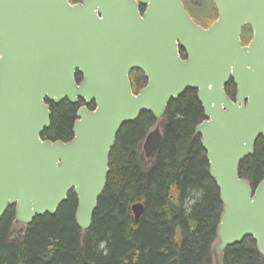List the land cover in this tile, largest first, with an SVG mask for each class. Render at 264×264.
<instances>
[{"label":"water","instance_id":"obj_1","mask_svg":"<svg viewBox=\"0 0 264 264\" xmlns=\"http://www.w3.org/2000/svg\"><path fill=\"white\" fill-rule=\"evenodd\" d=\"M212 3L218 15L204 28L181 0H0V219L14 208L13 222L26 230L72 193L84 237L120 128L142 112L152 115L139 146L153 164L167 106L190 89L204 116L194 137L221 202L210 264H224L226 250L246 237L264 261V169L254 188L239 175L264 139V0ZM244 26L252 32L247 44ZM134 69L147 80L137 93L129 78ZM64 100L84 103L71 140L42 139L50 127L47 102ZM143 210L132 205L136 220Z\"/></svg>","mask_w":264,"mask_h":264},{"label":"trees","instance_id":"obj_2","mask_svg":"<svg viewBox=\"0 0 264 264\" xmlns=\"http://www.w3.org/2000/svg\"><path fill=\"white\" fill-rule=\"evenodd\" d=\"M201 4L205 9L212 6L211 0ZM250 34V27H244V42ZM130 76L134 92L146 84L141 71L134 69ZM76 80L81 76L76 75ZM233 87L232 82L226 86L229 96ZM80 105L67 100L51 104L50 127L41 138L72 137ZM203 119L195 90L171 100L161 146L150 166L144 163L139 145L155 122L152 115L142 112L137 120L124 124L110 152L106 187L83 241L74 221L77 201L72 193L54 215L36 217L20 237L10 234L14 208H8L0 219V264L209 263L221 202L200 137H194L195 126ZM263 169L264 139L258 138L254 154L240 163L239 175L254 188L263 178ZM135 203L144 205L138 221L131 210ZM224 264L263 263L254 241L246 237L226 250Z\"/></svg>","mask_w":264,"mask_h":264},{"label":"flooded vegetation","instance_id":"obj_3","mask_svg":"<svg viewBox=\"0 0 264 264\" xmlns=\"http://www.w3.org/2000/svg\"><path fill=\"white\" fill-rule=\"evenodd\" d=\"M181 1H182V4H183L185 10L189 13V15L192 17V19L195 22H197L199 25H201L202 27H204V28L208 27L217 18V15H218L217 9H216V7L214 6L213 3H212V6L210 7V9H205L203 11L204 14L201 15V16H198V14L196 13L195 9H199L200 7H202L201 0H181ZM211 2H212V0H211ZM142 10H144V8L143 7H140V11H142ZM244 27H247V26H244ZM244 27H243V29H244ZM243 29H242V34H243ZM250 31H251V29H250ZM242 34H241V39H242ZM251 36H252V32H251L250 37H249V40L247 42H244V40L242 39L243 44H247L251 40ZM181 56L184 57V52L182 50H181ZM131 72L129 73V78H130V82H131V85H132V79H131V76H130ZM146 82H147V80H146ZM132 90H133V87H132ZM139 90H137V92ZM133 92H134V90H133ZM137 92H134V93H137ZM234 94H235V86L233 87V92H232V95L230 97L233 98ZM47 103L49 104V108H50L52 103H50V102H47ZM76 103H81L80 106H82L84 104L82 100H78ZM93 106H94V104L91 103L90 105L87 106V108L88 109H92ZM71 133H72V129H71ZM71 138L72 137H67V138H65V139H63L61 141L68 142V141L71 140ZM58 140H60V139H58Z\"/></svg>","mask_w":264,"mask_h":264},{"label":"rangeland","instance_id":"obj_4","mask_svg":"<svg viewBox=\"0 0 264 264\" xmlns=\"http://www.w3.org/2000/svg\"><path fill=\"white\" fill-rule=\"evenodd\" d=\"M204 10H205V6H202L199 9H195V11H196V13L198 15H203L204 14V12H203ZM146 165L149 166L150 163H147ZM24 231H25V227L22 224H17V223L12 222L11 228H10V234H12L11 236L20 237L24 233ZM262 263L264 264V261ZM207 264H210V260H209V263H207Z\"/></svg>","mask_w":264,"mask_h":264},{"label":"bare ground","instance_id":"obj_5","mask_svg":"<svg viewBox=\"0 0 264 264\" xmlns=\"http://www.w3.org/2000/svg\"><path fill=\"white\" fill-rule=\"evenodd\" d=\"M143 204V203H142ZM131 210H132V206H131ZM132 214H133V217H134V213H133V211H132ZM142 216V215H141ZM141 216L139 217V219L141 218ZM134 219H135V217H134ZM138 219V220H139ZM136 220V219H135ZM138 220H136V221H138ZM76 224V223H75ZM77 226V225H76ZM78 228V227H77ZM78 230H79V228H78ZM87 234V233H86ZM86 236V235H85ZM85 236L84 237H81V235H80V230H79V239H80V242H82L83 241V239L85 238Z\"/></svg>","mask_w":264,"mask_h":264}]
</instances>
